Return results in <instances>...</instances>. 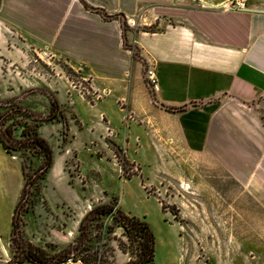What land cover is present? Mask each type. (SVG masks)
I'll return each instance as SVG.
<instances>
[{
	"label": "rangeland",
	"instance_id": "374dc122",
	"mask_svg": "<svg viewBox=\"0 0 264 264\" xmlns=\"http://www.w3.org/2000/svg\"><path fill=\"white\" fill-rule=\"evenodd\" d=\"M5 47L11 56L1 65L0 113L17 106L46 116L56 98L64 118L39 127L52 147L53 164L22 215V237L46 252L42 262L22 259V246L11 244V216L24 181L22 154L8 153L0 144V263L21 256L14 264H57L74 255L84 264H127L130 244L121 228L108 231L112 215L92 222L80 236L84 215L97 204L111 203L150 224L155 264H264V202L248 197L221 170L219 157H184L178 149L168 151L161 139L147 141L137 152V125L118 113L106 115L90 94L89 77L55 58L39 65L31 53L21 68L16 34L9 33ZM131 51L139 58L138 50ZM105 103L108 110H119L113 101ZM119 148H127L135 163H124ZM39 162L33 158V168Z\"/></svg>",
	"mask_w": 264,
	"mask_h": 264
},
{
	"label": "crops",
	"instance_id": "0c3cea01",
	"mask_svg": "<svg viewBox=\"0 0 264 264\" xmlns=\"http://www.w3.org/2000/svg\"><path fill=\"white\" fill-rule=\"evenodd\" d=\"M221 1L0 0V74L16 34L21 68L31 53L39 65L55 58L89 77L105 114L137 125V152L161 139L184 157L217 156L221 170L263 203L264 0H245V11L203 6ZM149 66L155 92L144 79ZM108 101L119 110H108Z\"/></svg>",
	"mask_w": 264,
	"mask_h": 264
},
{
	"label": "trees",
	"instance_id": "16d2710c",
	"mask_svg": "<svg viewBox=\"0 0 264 264\" xmlns=\"http://www.w3.org/2000/svg\"><path fill=\"white\" fill-rule=\"evenodd\" d=\"M125 29L123 28V30ZM58 116L64 118V113L59 109L56 98L51 99L50 111L46 116L35 115L32 111L17 106L6 107L5 111L0 113V144L2 148L8 153L20 151L22 154L21 173L24 181L19 199L11 216L10 240L13 246L16 243L22 246V259L26 260L42 262L41 260L46 256V252L43 249L37 248L23 239L21 230L22 215L28 212L33 197L40 192L41 181L46 177L53 164L52 147L47 139L39 134V127ZM119 150L122 152V161L124 163L129 162L125 157L124 151L121 148ZM33 158H37L40 161L34 168L32 165ZM120 164L123 172H125L124 165ZM131 175L135 176L136 174ZM105 215H112L113 219L112 225L108 226V231L112 232L115 227L121 228L123 236L127 238L130 244L131 259L127 264H155L156 238L150 224L144 217L126 214L114 204L100 203L92 207L80 222V236L88 232L92 222L100 221L102 216ZM20 262L21 256L9 260L8 264Z\"/></svg>",
	"mask_w": 264,
	"mask_h": 264
},
{
	"label": "built area",
	"instance_id": "2783aa9c",
	"mask_svg": "<svg viewBox=\"0 0 264 264\" xmlns=\"http://www.w3.org/2000/svg\"><path fill=\"white\" fill-rule=\"evenodd\" d=\"M203 6L211 7L220 11H245L247 10L245 5V0H223L216 5H207L203 3ZM144 79L147 82L148 86L153 92L156 91L157 87V78L155 75V70L153 66L146 68L144 72ZM57 264H84L80 257L71 255L66 258L64 261H61Z\"/></svg>",
	"mask_w": 264,
	"mask_h": 264
},
{
	"label": "bare ground",
	"instance_id": "6f19581e",
	"mask_svg": "<svg viewBox=\"0 0 264 264\" xmlns=\"http://www.w3.org/2000/svg\"><path fill=\"white\" fill-rule=\"evenodd\" d=\"M182 185L186 186L185 184H182Z\"/></svg>",
	"mask_w": 264,
	"mask_h": 264
}]
</instances>
